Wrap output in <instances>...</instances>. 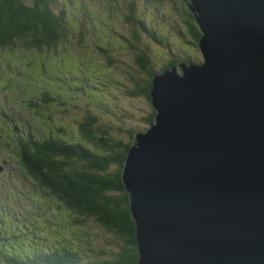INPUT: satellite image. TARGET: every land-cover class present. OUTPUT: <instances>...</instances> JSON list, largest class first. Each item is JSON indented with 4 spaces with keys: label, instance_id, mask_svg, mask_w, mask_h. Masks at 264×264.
<instances>
[{
    "label": "trees",
    "instance_id": "obj_1",
    "mask_svg": "<svg viewBox=\"0 0 264 264\" xmlns=\"http://www.w3.org/2000/svg\"><path fill=\"white\" fill-rule=\"evenodd\" d=\"M92 1L100 12L122 1L119 20L124 32L118 37L126 46L124 60L115 62L114 47L97 42L101 35L97 24L104 22L105 32V27L115 26L118 20L100 16L92 8ZM136 1L0 0V66L11 77L5 84L12 90L16 88L15 76L20 70H15L16 75L11 73V66L16 64L31 73L38 72L46 88L39 95L41 108L30 105L28 110L42 117L35 119L37 124L47 122L46 138L35 141L38 138L27 128L17 126L22 136L0 119V150L5 148V141H15L9 161L13 162L10 167L19 171V176H11L9 181L7 176L0 178V199L7 198L0 203V264L136 262L134 222L121 181L125 155L134 133L145 130L143 124L153 120L152 76L180 61L198 60L196 53L179 50L173 55L169 52L170 56L161 61L149 41L174 51L173 36L194 48L200 36L184 0H142L154 9L165 2L179 3L174 15L163 16L166 22L161 26L167 31L137 15ZM74 3L78 17L73 15L75 8L71 10L67 5ZM111 31L107 29L103 35L108 37ZM86 36L91 38L85 41ZM16 47L17 53L13 50ZM99 56L101 61L96 59ZM2 57L10 61L13 58L14 63L5 64ZM108 67H117L124 75L109 74L105 71ZM110 87L116 91L110 92L113 98L122 95L141 103L145 111L138 123L126 124V120L136 117L127 108L132 105L129 102L126 107L116 108L114 129L96 127V115L110 108L101 98ZM119 112L120 116L125 113L121 121ZM20 114L26 116L25 112ZM67 117H72L70 123ZM40 229L48 234L38 232ZM28 230L36 236L34 241L29 240Z\"/></svg>",
    "mask_w": 264,
    "mask_h": 264
},
{
    "label": "water",
    "instance_id": "obj_2",
    "mask_svg": "<svg viewBox=\"0 0 264 264\" xmlns=\"http://www.w3.org/2000/svg\"><path fill=\"white\" fill-rule=\"evenodd\" d=\"M200 62L152 76L121 169L133 264H264V0H184Z\"/></svg>",
    "mask_w": 264,
    "mask_h": 264
},
{
    "label": "rangeland",
    "instance_id": "obj_3",
    "mask_svg": "<svg viewBox=\"0 0 264 264\" xmlns=\"http://www.w3.org/2000/svg\"><path fill=\"white\" fill-rule=\"evenodd\" d=\"M127 1V0H125ZM92 3H94L92 1ZM171 3V4H170ZM168 3V2H165V3H161L158 6V8L154 9V8H150L149 6H146L144 5L143 1L142 0H137L136 3H135V6H136V14L139 15V16H142V17H145L147 19L148 22L150 23H153L154 25L157 26V28H161L160 30L162 31H167L165 26H161L162 23L166 22L164 20V17L163 16H167L170 18L172 15L175 14V6L179 5V3L176 2L177 5H175V3H173L172 1ZM117 4L119 5H116L114 4L115 6H111L110 9H107L105 8V12H100L98 11L97 7H96V3H94V6L92 8H94L95 10H97L101 15L100 16H107L108 17V21L109 20H113V19H117L118 21L115 22V26H113L112 24L108 25L107 27H105V32L102 31V27L105 25L104 22H99L96 26V30L99 31V33L101 35H99V40L100 41H97L98 43H105L107 44V46H111V47H114V53H113V56H114V61L116 62L117 60H124L125 59V56H126V46L125 44L123 43V41H121V38L118 37L120 36L119 34H122L124 32V29H123V26L122 24L120 23V20L119 18L121 17L122 18V12H121V5H123L122 1H118ZM72 8L71 10H73L75 8V12L73 13V15L75 16H79L78 15V11H76V4H69ZM102 18V17H101ZM84 27H89L88 25H85ZM95 27V26H94ZM107 29H111L112 31L109 32V36L108 37H105L103 34L106 33ZM170 30L168 31H173L174 29L172 28H169ZM103 32V33H102ZM87 38H84L83 40L86 41V39H89L91 37H88L86 36ZM95 38V37H94ZM173 41L175 43L172 44V48H174V51L173 50H169L167 47L166 44H163V45H166V47H161L160 45L154 43L151 39H150V47H152L153 51H154V55L155 57L159 58L161 61H164L165 60V57L169 54V52H171V55H173V53L179 51V50H185L186 53L187 52H193V53H196L197 54V59L196 60L197 62H200L201 61V55L198 51L197 48H194L192 45L190 44H187V43H184V41H181L180 39H178L177 37H174L173 36ZM79 42H82L79 40ZM96 42V41H95ZM101 47H104V46H101ZM15 53H17L19 50L18 48H14L13 49ZM8 53H11V51H7ZM170 56V54H169ZM173 57V56H172ZM98 61H101L102 57H97L96 58ZM3 60H7L5 59L4 57H2L1 61ZM10 62H13V58L11 59V61H8L7 63L9 64ZM119 65H120V62H119ZM16 66V67H14ZM13 68L11 66V73L13 75H16V72L15 70L18 69L19 70V66L20 64H16L14 65ZM24 68V67H23ZM25 68L26 69H29V67L25 64ZM120 70L123 68L119 67ZM106 69V68H104ZM107 71L109 74H114L116 76H123L124 74L122 73V71H118L117 70V67H108ZM27 72H31L29 70H27ZM17 75L18 77L15 76V78L17 79V86L15 89L12 90L11 88V94L12 96H18L19 98H21L22 100L19 101L18 103H9L8 104V107L7 109L5 110V107H1L0 106V109L3 110L4 108V112L6 113V117L8 116H11L13 112H25V113H28L29 115H34L32 116L33 119H37V116L40 118V115L38 113H36V111H34L33 109H31V114L30 112L28 111V107L31 106H36L37 108H41V104L39 103L38 99L36 98V95L33 91V88L35 90L38 89V80L37 78L34 77V74L33 72L31 74H27V76L31 79H27L21 71H18L17 72ZM5 78V81L6 80H9L11 79V77H8L6 75V72L2 73V66H0V82L1 80H3ZM5 81L2 82L3 86L7 89V91L9 90V88L7 87V85L5 84ZM34 82V83H33ZM12 84H14V79H13V76H12ZM33 83V85L31 86V84ZM33 87V88H32ZM5 88H0L2 90H5ZM109 91L111 92H116L115 89H109ZM105 103L110 107L108 110H105L104 112H101L100 114L96 115L98 117L97 120V123H96V127L101 129V130H104V131H107L109 127H112L113 129L115 128V125H113L112 123L113 120L112 118L113 115L116 114V112L118 111V109H116L117 107H126V103H129L131 102V107H127L128 110H130V112H135L136 114V117L130 119V120H126V124H136L140 121V116L143 114V112L145 111L144 108H142V105L140 102H138L137 100L135 99H132L129 100L128 98L120 95L118 98H113L112 97V94L111 93H106L105 97L103 98ZM32 103H37L36 105H32ZM3 106V105H2ZM153 109V107H152ZM121 114L120 112L118 113V118L119 120L121 121V117L125 115V113L123 115H119ZM37 115V116H36ZM103 115H105V119L103 118ZM72 116V115H71ZM109 118V119H107ZM72 120V117H67V122H71ZM118 122V121H117ZM149 126V123H145L143 124V129L144 128H147ZM33 133L34 134H37L36 133V130L35 128H31ZM10 141L12 142H15L13 139H9ZM12 152V154L14 153V147L13 146H10L9 148ZM19 161H20V157L18 158ZM21 162V161H20ZM23 165V164H22ZM22 165L20 167H22ZM24 167V165H23Z\"/></svg>",
    "mask_w": 264,
    "mask_h": 264
},
{
    "label": "bare ground",
    "instance_id": "obj_4",
    "mask_svg": "<svg viewBox=\"0 0 264 264\" xmlns=\"http://www.w3.org/2000/svg\"><path fill=\"white\" fill-rule=\"evenodd\" d=\"M168 69V68H167Z\"/></svg>",
    "mask_w": 264,
    "mask_h": 264
},
{
    "label": "clouds",
    "instance_id": "obj_5",
    "mask_svg": "<svg viewBox=\"0 0 264 264\" xmlns=\"http://www.w3.org/2000/svg\"><path fill=\"white\" fill-rule=\"evenodd\" d=\"M201 55V54H200Z\"/></svg>",
    "mask_w": 264,
    "mask_h": 264
}]
</instances>
